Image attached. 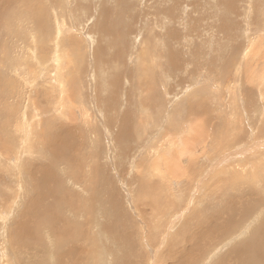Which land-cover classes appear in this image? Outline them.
Segmentation results:
<instances>
[{
  "label": "rangeland",
  "instance_id": "374dc122",
  "mask_svg": "<svg viewBox=\"0 0 264 264\" xmlns=\"http://www.w3.org/2000/svg\"><path fill=\"white\" fill-rule=\"evenodd\" d=\"M5 1L0 0V6L9 9L0 12V116L5 118V113L9 110L21 109L22 103H25L24 110L30 108V102L41 111L45 110L41 117H35L31 123L37 135L43 128L44 132L40 136L41 143H33L36 151L29 164L42 163L43 170L52 166L54 171H58L59 178L62 177L65 187L73 189L79 199L88 194L93 199L96 191L99 192L98 187L102 191L100 201L92 202L91 215L81 213L78 219L80 223L87 220L86 230L89 229V238L95 236L102 241L101 244L93 243L95 248L93 247L94 254L90 261H97L92 264H122L123 260L127 263V257L131 254L130 264H165L161 262V257L170 248L167 247L168 241L172 242L177 235L183 236V233H186L185 228L193 230L200 222L203 225L200 213L202 217H208L211 211L217 212L218 209L214 208L216 205L220 209L224 204L217 201V197L226 187L223 183L228 180L226 172L229 171H226V168L229 163H233L230 162V157L233 158L231 161L237 160L240 165L245 163L243 171L248 170L247 173H250L254 170L258 173L257 178L259 175L263 177L262 181L255 182L254 178L247 174L248 181L253 180L256 185L264 181V134H257V130L264 127V116L255 114L261 104L257 99L255 75L259 68L264 66V27H261L264 26V0H65L64 11L62 7L56 8L58 13L61 11L64 25L60 26L61 19L58 23L51 20L52 26L54 24V39L47 43L41 37H36L34 41L32 34L26 30L25 23L19 21L15 7L22 10L20 5L24 0ZM41 1L44 5L47 3L45 0ZM59 1L61 0H55ZM29 4L30 1L26 0L25 11L30 9ZM77 5L80 6L79 9H76ZM52 9L55 7H50L49 11ZM118 11L120 17L116 16ZM184 34L189 36L185 38ZM56 44L59 46L60 55L58 68L53 62ZM31 46L36 48L29 52L28 47ZM73 53L79 57L78 60L74 59ZM173 54L175 55L172 56ZM12 67L17 68V73L16 70H11ZM146 71L149 75L151 73L152 78L146 77ZM263 71L261 70V73ZM67 73H73V78H70L68 83L64 77ZM25 74H28L27 79L30 78L28 83H25ZM54 76L65 82L64 106L61 107V115L57 114L58 121L50 120L46 125L42 120L52 117V95L53 92L58 93L56 89L51 91ZM235 90L247 95L244 97L242 94L244 98L241 105L246 108L248 115L252 113L250 118L246 115L245 119L241 118L239 122H235V119L232 121L233 116L228 113L235 105L231 94V91L234 94ZM6 95L10 99L7 102L9 110L4 113L2 110L7 109ZM248 95L252 97L249 98L250 102ZM197 104L201 106L200 111L196 119H193L194 117H189V113ZM28 112H31L30 109ZM3 117H0V121ZM197 119L201 123L200 129H204V134L201 135H206L207 138L205 146L196 147V152L199 150V153H196L198 159L192 162H197L195 167L202 168L203 175L209 172L211 167L213 173L204 177L202 189L197 191L200 198L193 199L194 202L191 200L188 205L186 197L187 194L191 197L193 190L186 189L189 186L187 178L178 175V171L174 177L169 176V179L162 182L160 188L156 182L159 181L160 184L161 178L156 173H151L148 165L154 151L164 152L162 155L165 158L169 155L167 142L175 136L171 134L172 130L177 133L182 126L175 138L178 140L183 131V136H187L189 123L185 120L193 122ZM250 122L255 127H250ZM218 123H222L224 128L235 127V131L231 129V132L238 137L234 140V146L226 152H219L212 145V142L219 139L212 141V133ZM29 125L30 122H26L25 127ZM221 131L222 128L220 133ZM240 131L248 133L243 136ZM244 138L248 141L245 142ZM230 139L231 137L229 141ZM52 147L59 156L55 159L58 164L63 153L69 149L76 160L70 159L69 163H64V167L60 168V165L46 159L48 153L45 152H52ZM155 147L160 150H154ZM228 151H231L230 154ZM23 156L21 152L20 158ZM188 156L189 153L184 154L181 157L182 163L177 165H187L190 162ZM222 157L224 163L221 164L217 159ZM20 158L13 157L11 163L18 167ZM209 158L212 159V164ZM73 168L78 170V177L82 181L72 187L71 179L64 175L70 173ZM188 169L191 168L187 167V171ZM91 172L94 176L91 178L92 182H89L87 178ZM0 174L3 177L0 178V200H6L10 208V211L2 212L7 218H0V264H11L9 251L6 250L8 233L12 232L16 225L15 217L18 218L22 209H26L25 206L30 204L29 194L34 191L32 184L40 176L36 173L28 178L29 180L34 177L31 182L23 181L20 177V183L17 182L18 179L11 183L10 176L5 180V175ZM213 174H216L218 182L215 177L212 179ZM42 176L48 177L45 174ZM73 180L76 182L75 176ZM87 185L89 191H84ZM49 188L53 190L58 186ZM157 196L159 198H156ZM178 196L182 198L178 199ZM191 207L198 208L193 211ZM66 215L72 217L68 212ZM193 216L195 222L189 226V223L194 221ZM222 216L238 217L233 203L225 213L217 217L219 225H222ZM84 217L88 218L83 219ZM28 218L33 222L38 221L34 215ZM115 224L120 225L123 235H127L125 241L120 237H113L115 230H118V226L114 228ZM78 226L80 229V225ZM43 238L46 240L47 237L43 234ZM234 240L218 246L213 250L216 252L202 254L198 264H215L218 260L216 258L230 250ZM48 243L50 244L49 241ZM96 248L106 249L108 256L100 254ZM6 256L8 257L5 258ZM23 256L15 259L14 255L11 260L13 259L14 264H43L32 262L26 258L27 254ZM37 260L39 261L40 257H37ZM82 263L88 264V260L82 259Z\"/></svg>",
  "mask_w": 264,
  "mask_h": 264
},
{
  "label": "bare ground",
  "instance_id": "6f19581e",
  "mask_svg": "<svg viewBox=\"0 0 264 264\" xmlns=\"http://www.w3.org/2000/svg\"><path fill=\"white\" fill-rule=\"evenodd\" d=\"M10 1H12V0H10ZM29 1H30V4L28 6H30V9L28 11H25V9L27 8L26 7V0H24V2L21 3V5L19 4L22 10H20L18 7H15V12L17 14H19V15H17L19 18V21L25 23L24 25L26 27V30L29 31L30 34H32L31 37L33 38L34 41H36V37H41L42 40L45 41L46 43L53 41V39H54L53 26H54V24L52 26L51 20L53 19L52 20L53 22L58 23V20L61 19L62 14H60L61 11L58 13L56 8L60 9L62 7L63 11H64V8H65L64 3L66 1L61 0L59 2H55V0H45L47 2L46 4H48L47 6H46V4L44 5L43 1H41V0H29ZM33 2H34V4H32ZM102 6H101V8H102ZM50 7H55V9H52L49 11ZM79 7L80 6L77 5L76 9H79ZM73 8H75V7H73ZM5 11H9V9L8 8L3 9V7L0 6V12L2 13ZM63 11H62V13H63ZM105 13H106V11H105ZM114 15H115V13H114ZM119 15H120V12L118 11L116 16H119ZM167 21L169 22V20H167ZM134 22H136V20ZM59 24H60V26L64 25L62 19L60 20ZM125 27H127V26H125ZM261 27H264V26H261ZM83 29H84V27H83ZM58 31H60L59 28H58ZM167 31H169V30L167 29ZM172 31L174 33V30H172ZM40 32H44V33L40 34ZM17 33L18 32H16L15 35H17ZM187 36H189V35H185V38ZM65 39H67V37ZM58 47H59L58 44H56V49H55L54 57H53V62H55L56 68H58V65L60 62V55H59V51H58L59 48ZM32 48H36V47H32V46L28 47V51L30 52L32 50ZM170 48H171V46H170ZM172 53H174L173 50H172ZM174 55L175 54H173L172 56H174ZM169 56H171V55H169ZM78 58L79 57L74 54V59L78 60ZM171 59H172V57H171ZM247 61H249V60H247ZM146 62H148V61H146ZM164 62H166V61H164ZM21 63H23V62H21ZM148 63L150 64V62H148ZM168 63H170V62H168ZM214 63L215 62H213V64ZM156 65L158 66L157 63H156ZM171 66H173V65H171ZM160 69H163V68L160 67ZM259 69L260 70H258L257 71L258 73L255 75V82H256L255 85H257L256 87L258 88L256 91L257 96H258L257 99L260 100V101L259 100H257V101L261 102V104L258 107V109L255 110L257 112L255 114L262 117V116H264V71H263V73H261V70H264V66H263V68H259ZM11 70L12 71L16 70L15 72L17 73L16 67H12ZM149 72H150V70H149ZM16 75L17 74H15V76ZM152 75H153V73H152ZM23 76L25 77V79H27L28 74H25ZM64 77H65V82L68 83V81H70L69 79L73 78V73H67ZM146 77L152 78L151 73L149 75V73L147 72ZM20 79H22V77ZM28 79L30 80V78H28ZM28 79H27V82H25V83H28ZM52 80L54 83H53V87H52L51 91L53 92L54 89H56L58 91V93L53 92L54 94L52 95L51 104L53 106H52V108H50V109H53L52 110L53 111L52 117L51 118L47 117L46 119L44 118V120H42V123H46V125L49 124L50 120H54V121L57 120L58 121V119H56L57 114L59 115L60 113H62L61 107L64 106L63 105V99H65V96H64L65 82L63 83V81L59 80L56 76L52 77ZM22 82H23V80H22ZM25 86H27V85H25ZM21 88H22V90L24 89L23 87H21ZM239 90H237V91L235 90L234 94H233V91H231L232 98H233V100H235V105L232 108H230V111L228 112V113H230L231 116H233L232 121H234V119H235V122H239L241 118L245 119L244 116L248 115L246 108L241 105L242 98L246 97L247 95L245 96L243 94L244 93L243 92L242 94L244 97H242V94L240 93L241 91H239ZM241 90H243V89H241ZM1 92H2V90H1ZM202 94H203V92H202ZM240 95H241V97H240ZM249 95L251 96V94H249ZM249 95H248V100H249V98H252ZM6 98H7V101H6L7 109L4 108L2 110V111H4V113H5V111L9 110V104L7 105V102H9L10 99H8L9 97L7 95H6ZM253 98H254V96H253ZM1 99H3V98H1ZM248 100H246V102H248ZM249 102H250V100H249ZM30 103H31V105H30V108H28V109H30L31 112H28L27 108H26L27 110L26 109L24 110L25 103L24 104L22 103L20 106L21 109L16 110V111H14L13 109L9 110L8 112L5 113V118L3 116H0V117L4 118L2 121H0V165L2 166V167H0V173H3L5 175V177H4L5 180L7 178H9V176H10L11 177V183L13 181H15V179H18L17 182H19L20 177L23 178V181L27 180L28 182H31L34 177L29 179V180H28V178L34 176L36 173L40 176L39 179L35 180L32 184L34 191L29 194L30 200H29V198H26V200L30 201V204L25 206L26 209H22L21 214L18 216V218L15 217L16 225L12 229L13 231L8 233V244L7 245L5 243L4 244L6 245V250L9 251L10 256L9 257L6 256L5 258H7V257L10 258L11 264H14L13 259L11 260L12 257L14 258V255H15V259H17L21 255L23 256V254H27L28 256L26 258H29V259H31L32 262H36V263L43 262V264H45V262H46L47 264H84V263H82V259H87L88 264H92V263L97 261V260L96 261H90L91 256L94 254L93 243L95 245L99 244V243L101 244L102 241L98 240L95 236L89 238V236H90V234L88 233L89 229L86 230V228L88 227L86 225L87 220L86 221L83 220L85 222L80 223V222H78L79 221L78 219H79V216L81 215V213H83V215H87V214H88V216H89V214L91 215V208H93L92 202L93 201H100V199H101L100 194L102 191H100V188L98 187L99 192L96 191L97 194L93 199L90 197L91 196L90 194L82 196V199H79L77 197V194L73 192V189L65 187V184L63 182L62 177H60L61 179L59 178L58 171L57 172L54 171V168L52 166L46 167L47 170H43L42 169V166H43L42 163H39V165H34V164L30 165L29 164V161L34 159L33 156H34V153L36 151L33 143L35 141L41 143L40 136H42V134L44 132V128H43L42 132H39V134L37 135L34 127L32 126L33 124H31V123L35 117H37V116L41 117V115L45 111V110L41 111L40 109H38V107L34 106V104L32 102H30ZM200 107L201 106L199 104H197V105H195V107L191 108V110H193V111H190L189 117L191 116V117H194L193 119H196L197 113L200 111ZM197 109H198V111H197ZM101 114H103V112ZM250 115H248V117ZM103 116H104V114H103ZM227 116H229V115H227ZM253 118H255V117H253ZM0 119H2V118H0ZM38 119H40V118H38ZM197 120L193 121V122H191L190 120H185L187 123H189L188 124V132H187L188 137L183 136L184 135V131H183V132H181V138L178 140H175L177 134L181 131L182 126L178 129L177 133H175V131L172 130L171 134H174L175 136L170 135V136H172V140H169V142H167L168 143L167 149L168 150L170 149L169 155L167 154L166 158H165L162 155L164 152L160 153L158 151H154V155H153V157L150 160L149 165H148V170L151 171V173H156L158 175V177L161 178L160 184H159V181L156 182L160 186V188H162V186H161L162 182L169 179L168 178L169 176H170V178L174 177L173 175H175L178 171H179L178 175L185 176L187 178V182L189 183V186L186 189L187 190L190 189V191L193 190V192L190 193L191 197H190V195L187 194V197H186L187 204L190 203V201L193 199L197 200L198 198H200V197H198L199 195L197 194L198 193L197 191L202 189L201 185L203 183L202 181H203L204 177H207L213 173V169L211 167L209 172H207V173H205V175H203L202 168H199L198 166L195 167V163L197 164V162H192V160L194 161L195 159H198V156L196 155V153H199L198 152L199 150L196 152V147L198 145L205 146V142H206V138H207L206 135L205 136L201 135V134H204V129H202V128L200 129L201 123L199 120L198 121ZM246 121H247V118H246ZM250 121H252V120H250ZM26 122L27 123L30 122V125L25 127ZM241 123H237V124H241ZM256 123H257V121H256ZM173 124L177 127V124H175L174 122H173ZM218 124L220 125V127L218 125L217 127H219V128H217V127L214 128V132L212 133V141H214L215 139H218V138L219 139L217 140V142L215 140L214 141L215 143L212 142V145L219 152H221V151L226 152L227 150H229L231 147L234 146V140L237 139L238 137H235L233 132H231V129L234 130L235 127L231 126V128H230V127L226 126V128H224L222 126V123H218ZM251 125H253L252 122H250L249 126L251 127ZM260 127H262V126H260ZM221 128L223 129V131H221L222 133H220ZM243 129H242V131H243ZM169 130H171V129H169ZM46 131H47V128H46ZM122 131H123V129H122ZM242 131H240V132H242ZM257 131H258L257 132L258 135H263L264 134V127L259 128ZM237 132H238V130H237ZM251 132H252V130H251ZM189 133H191V135ZM247 133H245V134H247ZM121 134H122V132H121ZM166 134H168V133H166ZM226 134H228V135H226ZM245 134L243 133V136H245ZM119 135H120V133H119ZM124 135H125V133H124ZM229 137H231L230 141H229ZM243 140H245V138ZM247 141L245 140V142H247ZM242 143H244V141ZM246 145H248V144H246ZM55 147L60 148L59 145H55ZM156 147L154 150H160ZM161 147H163V146H161ZM204 151H206V150H204ZM21 152L24 155L22 158H20ZM71 152L69 149V151H66L65 153H63V155L61 156V160H60L59 164L57 161H55V159H57L59 156L56 155L57 151L53 150V147H52V152H45V153H48L47 154L48 158L46 157V159L48 161H50L54 164L60 165V168H61V167H64V163L65 164L69 163L70 159L76 160L75 155L71 154ZM228 152L230 154L231 151H228ZM186 153L190 154V156H188V160H190V162L187 161L188 162L187 165H185L184 167L183 166L179 167L177 164L182 163L181 157ZM29 154H30V156H29ZM214 154H216V153L214 152ZM214 154H212V156ZM13 157L15 159L20 158L21 161L20 162L18 161L20 163L18 165V167L16 165H14L13 163H11L12 162L11 160ZM159 157H161V158H159ZM209 159H210V162L212 164V159L211 158H209ZM231 159H233V158L230 157V162H233V163H229L227 165V168H226V171L227 170L229 171V172H226V174H227L226 178H228V180H230V181L227 180V181L223 182L226 184V187L223 188V191H221V193L217 197L218 198L217 201L224 202V204L220 207V209L218 208V205H216L214 208L218 209L217 212H215L216 210L214 212L211 211V215H209L208 217H206V216L202 217V215L200 213L201 219L203 218L201 220L203 225L200 222L197 227H193L194 228L193 230H191V228H189V229L185 228L186 233H183L184 234L183 236L177 235V236H175V238H173L172 242L168 241L169 244L167 245V247L170 246V248H169V250L166 251V254H164V256L161 257V260H162L161 262H165V264L166 263L167 264H198L199 263L198 259L200 258V256L202 254H207L208 252L211 253L218 246H221L222 244H226V243L235 239L234 242L230 245V248H229L230 250L226 251V253L224 255H222L221 257L216 258L218 260L216 262L214 261L215 264H264V181L260 185L255 184L256 181L257 182L262 181L263 177L261 175H259L257 178L258 173L256 174L254 170L251 171L252 167H251V170H249V171H251L250 173H247L248 170L243 171L245 163H242L240 165V163L237 160L231 161ZM217 160L221 164L224 163L223 157L221 159H217ZM235 161H236V163H235ZM47 162H43V163H47ZM50 165H51V163H50ZM51 167L53 169H51ZM187 167H189L191 169L190 170L188 169V171H187ZM215 167L216 166H214V169H215ZM203 169H205V168H203ZM248 169H250V168H248ZM11 170H13V171L11 172ZM69 172L70 173H67L65 175L63 174L64 177L71 179L72 187L77 186L78 183H80L82 181L78 177V173H79L78 170L73 168V170L69 171ZM42 174H45L48 177L47 178L45 177L46 178L45 179L42 176ZM94 174H95V172H94ZM247 174H250V176ZM52 175H53V177H51ZM213 175L214 176L212 177V179H214V177H215L216 182H218L216 174H213ZM73 176H75L76 182L73 180ZM93 176L94 175L91 172L90 177L88 176V178H87L89 180V182H92L93 179H91V178H93ZM246 176H249L250 178L252 177V179L254 178L255 182H253V180L248 181ZM238 177H240V178H238ZM0 178L3 179L2 174H0ZM221 180H222V178H221ZM239 180L241 182H239ZM235 181H237V183ZM234 183H235V187H234ZM35 184H37L36 185L37 187L35 186ZM181 184H182V182H181ZM243 184L245 185L244 187L242 186ZM54 185L58 186V188H55L53 190L51 188H49V186H54ZM90 186H92V185H90ZM19 189H20V187H19ZM230 190L232 192H228ZM84 191H89L88 185L84 188ZM169 191H170V189H169ZM159 192H161V191H159ZM159 192L157 193V195L159 194ZM153 193H155V192H153ZM175 193H176V191H175ZM25 194H27V193L25 192ZM147 194L148 193H146V195ZM46 195H49V196H46ZM149 196L151 197L152 195L149 194ZM156 198H159V197L157 196ZM180 198H182V197L178 196V199H180ZM160 199H162V198L160 197ZM194 200H193V202H194ZM5 201H4V199L0 200V218L1 219H5V217H6L2 214V212L4 210L10 211L9 206H8V204H6ZM197 203H198V201H197ZM216 203L218 204V202H216ZM232 203L234 205V211L238 217L227 218V217L222 216V219H221L222 225H219L218 221L216 220L217 217H220L223 213H225L226 209ZM163 204H164V202H163ZM116 205H117V203H116ZM12 206H14V205H12ZM191 206H192V204H191ZM151 208H150V210H151ZM191 209H192V207H191ZM196 209L194 208L192 210L194 211ZM136 211H137V209H136ZM66 212L70 213L72 217L67 216ZM140 212H141V210H140ZM11 214H13V213L11 212ZM31 215H34V217L38 221H36V222L30 221L28 216H31ZM43 215H45V217ZM87 218L84 217L83 219H87ZM42 219H44V220H42ZM40 220H42V221H40ZM192 220H194V221L190 222L189 226L194 224V222H195L194 216H193ZM11 224H9V225H11ZM253 224L255 225V229H253ZM78 225H80V229H79ZM117 226H118V230L116 232L115 229L117 228ZM119 226L120 225H118V224L114 225V228L115 227L116 228L114 229L115 232L113 234V237H120L121 239H123V241H125L127 239V235H123V233H122L123 231L120 232ZM104 229H108V228L104 227ZM43 234L47 237L46 240L43 238ZM97 234L100 235V233H97ZM48 241L50 242V244L48 243ZM128 242H129V239H128ZM5 245H3V246H5ZM31 245H37V247L34 246L32 248ZM88 248L91 251H89ZM102 248H96V249H98V251H100V254L101 253L107 254L106 249H102ZM1 251H2V249H1ZM7 251H6V253H7ZM213 252H216V251H213ZM3 254H4V251H3ZM88 254H89V257H88ZM107 256H108V254H107ZM131 256H132V254L129 257H127V260H128L127 263L124 260L121 263L122 264H130L129 260H130ZM37 257H40L39 261L37 260ZM23 258H25V257L23 256ZM205 260L207 261V259H205ZM120 261H122V260H120ZM8 262H9V260L6 263H8ZM200 264H202V263H200Z\"/></svg>",
  "mask_w": 264,
  "mask_h": 264
}]
</instances>
